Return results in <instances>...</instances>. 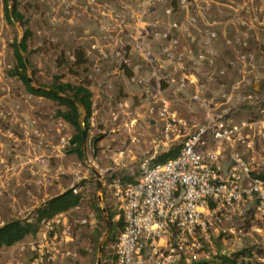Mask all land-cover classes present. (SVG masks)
Instances as JSON below:
<instances>
[{
    "label": "rangeland",
    "instance_id": "rangeland-1",
    "mask_svg": "<svg viewBox=\"0 0 264 264\" xmlns=\"http://www.w3.org/2000/svg\"><path fill=\"white\" fill-rule=\"evenodd\" d=\"M69 1L15 0L18 11L24 15L27 23L22 26L18 22L10 25L5 21L3 0H0V227L13 220L28 218L43 201L68 189H73L82 197L78 207L55 217L60 220V224H52V230L43 223L35 236H28L11 247L1 248L0 264L30 263L39 251L38 241L44 237L48 242L57 237V253L53 261L44 259L43 264H96L98 246L106 233V216L112 221L111 229L113 226L117 231L120 229L116 224L119 221V213L112 196L113 183L127 182L126 179L134 180L138 177V165L143 158L161 154L154 153V143L150 142V138L158 139L160 127H153L148 131L150 136H143L144 133H141L140 142L134 141V132L127 131L126 128L112 132L114 122L110 111L115 105L111 103L105 107L98 106L97 114L92 115L84 144L85 158L80 160L75 154L68 152L69 140L75 131L55 117L56 111L62 108L54 101L30 95L21 82L8 76V72L15 65L11 44L15 40L20 42L26 29L31 32L27 42L29 54H24L30 65L27 74L33 79L36 87L47 88L56 82H82V69L87 67H75L73 54L77 48L84 51L86 47L92 52L90 48L94 44L96 34L98 36V33L102 32V40L105 41L103 45L109 47V50L112 48L114 34L103 31V28H110V21L105 20L107 23L102 22L100 25V18H96L90 8H85L89 6L86 2L77 1L80 4L71 10ZM113 1V6L116 7L128 5L136 18L141 17L143 21H150L155 17L149 10H146L145 15L141 13L140 16L137 13L140 10L138 4L143 0ZM168 1L174 7L178 2ZM97 2L89 0L91 5L98 4ZM259 3L260 0L249 1V5L253 6H259ZM9 4L13 7L14 0L9 1ZM110 4L112 6V3H108ZM190 15L194 14L191 12ZM186 16L183 12L176 13V17L181 21ZM88 17L95 25L88 24ZM126 29L130 30H127L125 38L132 33L130 24ZM90 58H94V54H91ZM237 60H233V63L241 66ZM253 62L264 71V57H253ZM110 63L112 62L109 59L104 61L106 67L115 65ZM261 76L262 79L264 74ZM262 81L264 84V78ZM226 86L230 87L232 84L227 83ZM227 92H230V88ZM248 93L246 92L247 95ZM262 93L258 100L264 103V89ZM248 115L250 113L246 116ZM119 123L118 121L117 124ZM36 131L40 133L39 138L35 134ZM37 139L43 141V149H48L50 144L55 153L46 158L45 163L41 159L39 166H33L31 169L28 154L33 155L31 146ZM93 139H96L95 143L92 142ZM135 143L137 146H134ZM92 167L101 175L102 191L97 189ZM49 177H53V180H48ZM98 196L102 199L101 203L97 200ZM65 231L67 235L63 234ZM97 233H100L98 239ZM60 237L63 242H60ZM107 238L103 243L102 264H110L113 244L106 245ZM42 248L45 252L47 245ZM238 253L243 255L238 258L237 264H264V221L255 216L254 202H243L239 210L232 214L230 221L209 227L205 235L199 238V248L190 257V261L219 264L220 257Z\"/></svg>",
    "mask_w": 264,
    "mask_h": 264
},
{
    "label": "built area",
    "instance_id": "built-area-1",
    "mask_svg": "<svg viewBox=\"0 0 264 264\" xmlns=\"http://www.w3.org/2000/svg\"><path fill=\"white\" fill-rule=\"evenodd\" d=\"M193 4V0H178L174 7L168 0H143L138 4L137 13L141 16L149 10L155 15L150 21L136 18L128 5H120L112 11L110 28H103L115 37L110 50L107 47V51H100L101 60L109 59L118 68H124L129 65L130 56L136 53L149 68V80L158 85L156 92H161L162 84L172 87L176 93L185 91L193 84L186 74L189 67L215 69L219 58L213 45L219 38L215 25L200 27L198 18L190 15ZM177 12L187 16L181 21L176 17ZM129 24L132 33L125 38ZM183 41L188 46H183ZM237 59L241 64L240 72L255 68L252 55L240 53ZM230 66L235 63L231 62ZM92 71L100 73V64L94 63ZM226 73L225 68L217 70L219 77ZM139 83L145 84V81L139 80ZM250 84L249 79L241 78L231 89L237 104L249 102L256 107V119L234 122L230 116L233 111L229 105L231 98L225 92V85L219 83L222 101L212 104L215 113L207 111V124L196 127L184 138L175 158L162 163L155 162V157L143 158L138 165L137 178L113 183L112 196L123 228L112 247L110 264H192L190 257L199 248V238L209 227L230 221L243 202H254L255 216L264 221V175L253 174L250 163L233 153L228 173L222 178V150L200 151L207 133L216 144L236 141L249 148L251 142L244 140V130L258 126L264 135V103L251 94L242 93ZM158 93L155 98L159 97ZM190 99L210 107V102L201 99L198 93ZM157 102L161 106L157 110L151 108L150 113H156L163 120V136L168 138L177 116L168 112L165 100ZM35 134L40 137L39 131ZM55 223L60 224V220L55 218L44 224L52 230L51 225ZM63 234L67 235L66 231ZM56 239L39 240V251L28 264H43L44 259L53 261L57 253ZM60 242H63L62 237ZM43 245H47L45 252Z\"/></svg>",
    "mask_w": 264,
    "mask_h": 264
},
{
    "label": "crops",
    "instance_id": "crops-1",
    "mask_svg": "<svg viewBox=\"0 0 264 264\" xmlns=\"http://www.w3.org/2000/svg\"><path fill=\"white\" fill-rule=\"evenodd\" d=\"M77 1L79 0L69 1L71 10L74 7H78L80 3ZM81 1L89 5L85 8H90L91 12L94 15L96 14V18H100L99 20L96 19L100 25H102V22L107 23L106 21H109L112 11L120 6H113V0H97L98 4L93 3L94 5L89 4V0ZM249 1L193 0L194 4L190 13L192 12L198 18L199 26L203 27L211 23L215 25L219 38L213 45L219 52V58L215 69H205L200 66L189 67L186 74L193 81V84L181 93L174 92L173 88L166 84H162L160 93L156 92L158 85L149 80V68L136 53L130 56V62L127 67L118 68L116 65H107L106 67L104 61L100 58V51H107L108 49L103 45L105 41L102 40V32L98 33V36L96 34L94 44L90 48L92 52L89 51V47L84 49L88 63L86 70L81 73L83 74V80L87 88L92 94V115L97 114L98 106L105 107L114 103L115 108L111 109L110 114L114 122L112 123L113 127L117 128H113L112 132L126 128L127 131L134 132L135 135L132 138L137 142L141 141V133H144L143 136H150L151 133L148 131L153 127H160V136L158 139L150 138V142L154 143L152 145L154 153L162 154L168 152L171 148H178L184 138L195 130L196 127L207 124V111L215 113V108H211L212 104L222 101L220 100L222 89L219 83L231 85L246 77L251 84L246 86L245 91L242 92L243 95H247L246 92L248 93L249 91L248 94H251L256 99L261 98L263 94L262 90L264 89L262 88L264 87L262 83L264 77L261 79V75L264 74V71L256 65L253 70L243 72H240L239 65L230 66V63L234 62L233 60L237 59L238 55L243 52L250 53L253 57L259 59L264 57V3L263 0H260L259 6H253L249 5ZM74 2H77V4ZM108 3H112V6L111 4L108 5ZM87 20L88 24L91 23V26L95 25L94 21L89 17ZM70 21L73 22L72 19ZM198 38L200 42V36ZM182 44L183 46H188L185 41ZM91 54H94V58L89 59ZM94 63H99L101 66V71L98 74L92 71ZM223 68L227 69V73L225 76L219 77L217 70ZM139 80H144L145 84H140ZM216 81L223 82L217 83ZM229 88L230 92H227ZM225 92L231 98L229 105L230 107L232 106L233 111L230 113V116L234 122L248 120L251 117L256 119V107L253 104L243 102L237 104L234 99L235 92L232 91L231 86H226ZM156 93H158L157 96L159 97L155 98L154 95ZM195 93H198L201 99L210 102V107L206 108L203 104L192 101L190 98ZM162 99L167 102V106L169 107L168 112L177 116L168 138L163 136V120L156 113H150L151 108L157 110V107L161 106L157 101ZM212 100L215 102L212 103ZM153 102L158 104L154 105ZM80 112L82 113V118L84 112L81 110ZM248 113L250 115L246 116ZM118 121L120 122L119 124H117ZM180 121L183 124H180ZM59 122L70 127L61 120ZM243 138L246 142H251L250 148L236 141L216 144L210 133H207L203 138L200 146L201 152L205 153L216 149H220L223 152V159L220 162V176L222 178L228 173L229 158L233 153L240 154L250 163L253 174L264 175V135L261 133L259 127L255 126L254 129L244 130ZM42 145L43 141L37 139L31 146L33 155H30L29 151H27L29 153L28 161L32 164L31 169L33 166L38 167L41 159L45 163L46 158L55 153L50 144V147L46 150L43 149ZM134 146H137V143ZM47 179L53 180V177Z\"/></svg>",
    "mask_w": 264,
    "mask_h": 264
},
{
    "label": "trees",
    "instance_id": "trees-1",
    "mask_svg": "<svg viewBox=\"0 0 264 264\" xmlns=\"http://www.w3.org/2000/svg\"><path fill=\"white\" fill-rule=\"evenodd\" d=\"M3 14L5 21L13 25V19L15 18L18 23L25 26L27 23L24 20V15L18 11L17 4L14 0V5L12 11L10 10V4L8 0H3ZM31 32L26 29L24 31L23 37L18 41H14L11 44L12 53L15 61L14 68L8 72V76L16 78L26 89L27 93L33 96L42 97L51 101H54L62 109H59L55 113V117L69 125L75 134L69 140V153L75 154L80 160L83 159L81 152V136L82 132L85 133V139L87 137V132L90 126V119L92 117V94L87 88L85 81L78 84L65 83H53L49 87H39L33 88L28 82L27 68L25 65V60L23 54L28 55L27 42L30 38ZM75 67L86 66L88 63V58L85 56L83 49L77 48L73 54ZM85 67L82 71H85ZM44 88V89H43ZM47 89V90H45ZM49 90L57 91L61 96H56ZM78 101L84 110L83 127L80 125L79 121L81 119L82 113L80 109L76 106L73 101ZM93 143L96 139L92 140ZM178 148H171L168 152L162 153L154 158L157 163H162L167 160L173 159L177 156ZM130 181L131 179H126ZM81 194L75 193L73 189H68L63 193L47 200L43 206L38 210L34 211L28 218L23 220H13L5 223L0 227V249L3 247H11L16 243L21 242L28 236H35L40 228V225L54 219L56 216L64 214L76 207L81 203ZM101 213L102 211L98 209ZM112 218V215H111ZM117 226H119V231L115 230V226L112 227L110 235L107 238L106 245L109 243L116 242L117 234L122 230V221H118ZM97 239L100 233H97ZM98 241V240H97ZM96 241V243H97ZM243 253L234 254L232 256L220 257L219 264H237L239 257H242ZM192 264H215L208 261H198Z\"/></svg>",
    "mask_w": 264,
    "mask_h": 264
},
{
    "label": "water",
    "instance_id": "water-1",
    "mask_svg": "<svg viewBox=\"0 0 264 264\" xmlns=\"http://www.w3.org/2000/svg\"><path fill=\"white\" fill-rule=\"evenodd\" d=\"M9 1H12V0H9ZM10 10L12 11V7H10ZM13 19V22L14 23H17L16 19L15 18H12ZM24 60H25V65H26V68H27V72L29 71L30 69V65H29V61L25 58L24 54L22 55ZM28 82L29 84L33 87V88H39V87H36V85L34 84V81L33 79L29 76L28 74ZM44 89V88H43ZM47 90V89H45ZM51 93H53L54 95L56 96H61L57 91H54V90H49ZM76 106L82 111L84 112L82 106L80 105V103L78 101H73ZM83 118L84 116L80 119L79 123L81 126H83ZM84 144H85V133L82 132V136H81V152H82V155L83 157L85 158V154H84ZM91 170L93 171L94 175H95V178H96V182H97V189L98 191H102L103 187H102V183L100 181V178H101V175L95 170L94 167L91 168ZM97 200L101 203V197L98 196ZM45 204V202H43L39 207H37L35 209L38 210L41 206H43ZM102 211L105 213L106 210L103 208ZM111 224H112V221L110 219V217L106 216V233L104 235V238L103 240L100 242L99 246H98V259H97V263L96 264H102L101 263V254H102V250H103V243L105 241V239L109 236L110 234V231H111Z\"/></svg>",
    "mask_w": 264,
    "mask_h": 264
}]
</instances>
